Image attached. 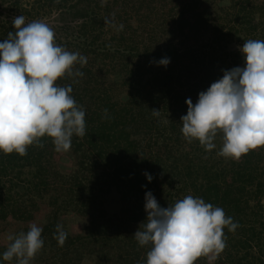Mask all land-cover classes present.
<instances>
[{
  "label": "trees",
  "instance_id": "16d2710c",
  "mask_svg": "<svg viewBox=\"0 0 264 264\" xmlns=\"http://www.w3.org/2000/svg\"><path fill=\"white\" fill-rule=\"evenodd\" d=\"M20 15L45 22L58 45L87 57L76 65L83 77L57 81L72 86L86 127L72 137L70 171L47 137L25 156L0 152V264H16L2 259L8 237L40 221L44 247L31 264H80L87 255L98 264H147L151 246L133 237L147 219L146 192L165 208L202 198L238 223L224 229L215 260L196 264H264V148L237 161L217 155L222 134L205 151L181 132L186 100L195 105L225 70L245 66L244 41L264 40V0H0V42ZM111 194L116 210L106 204ZM69 214L83 232L69 230ZM57 224L68 234L62 247Z\"/></svg>",
  "mask_w": 264,
  "mask_h": 264
},
{
  "label": "clouds",
  "instance_id": "9594fccd",
  "mask_svg": "<svg viewBox=\"0 0 264 264\" xmlns=\"http://www.w3.org/2000/svg\"><path fill=\"white\" fill-rule=\"evenodd\" d=\"M123 30V24L106 20ZM14 31L0 42V152L25 156L29 146L44 147L51 139L57 153L71 148L72 137L85 135V110L72 96V86H59L67 77H83L76 67H84L87 57L70 52L55 42V32L45 22L25 23L12 19ZM245 66L225 70L222 79L200 92L193 105L186 100L187 114L181 117V132L191 143L197 140L205 151L216 148L217 155L239 160L250 151L264 148V40L249 39L239 48ZM167 66L169 58L157 62ZM154 116L160 111L151 110ZM107 117V109L104 110ZM149 182L153 177L145 173ZM147 219L135 232L141 247L150 245L147 264H196L201 257L215 260L225 249L224 229L234 232L238 223L221 207L187 195L173 205L161 207L151 192L145 194ZM43 229L32 223L27 232L9 236L4 261L31 264L44 247ZM67 232L57 224L55 239L63 246Z\"/></svg>",
  "mask_w": 264,
  "mask_h": 264
},
{
  "label": "rangeland",
  "instance_id": "374dc122",
  "mask_svg": "<svg viewBox=\"0 0 264 264\" xmlns=\"http://www.w3.org/2000/svg\"><path fill=\"white\" fill-rule=\"evenodd\" d=\"M53 19H56V16L53 17ZM221 145H222V139H220ZM60 166L61 169L64 171H70L72 169V161L70 156L67 154V152L61 154L60 159ZM107 206L111 210H116L119 208V200L118 196L115 194H111L109 197H107L106 201ZM36 225L39 226L42 222H35ZM65 223H67V226L69 230L73 233H81L84 229V223L80 220V217L74 214H69L65 216ZM39 224V225H38ZM80 264H98L97 259L95 256H85Z\"/></svg>",
  "mask_w": 264,
  "mask_h": 264
}]
</instances>
